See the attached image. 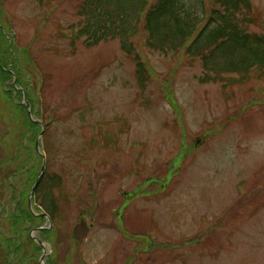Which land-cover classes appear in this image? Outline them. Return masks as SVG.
<instances>
[{
  "label": "rangeland",
  "instance_id": "rangeland-1",
  "mask_svg": "<svg viewBox=\"0 0 264 264\" xmlns=\"http://www.w3.org/2000/svg\"><path fill=\"white\" fill-rule=\"evenodd\" d=\"M250 1L243 26L264 35ZM79 4L0 0V264H264V72L202 83L199 59L152 51L142 30V88L120 41L78 39ZM29 117L50 124L38 151Z\"/></svg>",
  "mask_w": 264,
  "mask_h": 264
},
{
  "label": "trees",
  "instance_id": "trees-1",
  "mask_svg": "<svg viewBox=\"0 0 264 264\" xmlns=\"http://www.w3.org/2000/svg\"><path fill=\"white\" fill-rule=\"evenodd\" d=\"M251 9L250 0H215L211 7L206 0H80L76 36L89 48L120 41L122 50L136 63L142 88L149 74L133 41L142 30L146 47L163 55L183 51L202 62L206 73L202 83L218 82L222 74L247 75L255 67L264 72V35L248 33L243 26L248 20L240 17L242 10ZM28 121L30 126L40 127L30 117ZM43 122L48 128L49 123ZM52 179L49 193L43 195L49 201L51 190L59 186ZM53 212L49 203L48 213L53 216Z\"/></svg>",
  "mask_w": 264,
  "mask_h": 264
},
{
  "label": "water",
  "instance_id": "water-1",
  "mask_svg": "<svg viewBox=\"0 0 264 264\" xmlns=\"http://www.w3.org/2000/svg\"><path fill=\"white\" fill-rule=\"evenodd\" d=\"M45 171H46V162H44V165H43L41 174H40V176H39V178L37 180L36 185L34 186V188L32 190L31 197L35 193L36 189L38 188V185L41 182V179H42L43 175L45 174ZM88 231H89V228L87 227L86 224H80V225H78L75 228V230H74V237H75V239L80 240V239L85 238L88 235Z\"/></svg>",
  "mask_w": 264,
  "mask_h": 264
}]
</instances>
